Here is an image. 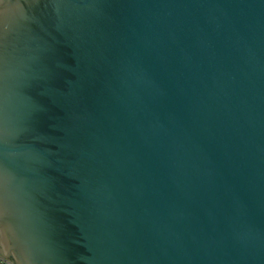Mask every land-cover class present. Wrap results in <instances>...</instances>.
<instances>
[{
    "label": "water",
    "instance_id": "1",
    "mask_svg": "<svg viewBox=\"0 0 264 264\" xmlns=\"http://www.w3.org/2000/svg\"><path fill=\"white\" fill-rule=\"evenodd\" d=\"M6 264H264V0H0Z\"/></svg>",
    "mask_w": 264,
    "mask_h": 264
},
{
    "label": "built area",
    "instance_id": "2",
    "mask_svg": "<svg viewBox=\"0 0 264 264\" xmlns=\"http://www.w3.org/2000/svg\"><path fill=\"white\" fill-rule=\"evenodd\" d=\"M0 264H6L3 259L0 258Z\"/></svg>",
    "mask_w": 264,
    "mask_h": 264
}]
</instances>
